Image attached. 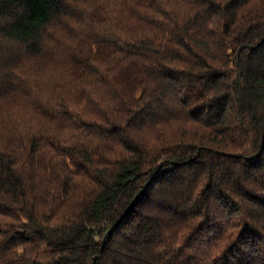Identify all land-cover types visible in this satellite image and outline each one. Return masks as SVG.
Returning <instances> with one entry per match:
<instances>
[{"label":"trees","instance_id":"trees-1","mask_svg":"<svg viewBox=\"0 0 264 264\" xmlns=\"http://www.w3.org/2000/svg\"><path fill=\"white\" fill-rule=\"evenodd\" d=\"M0 264H264V0H0Z\"/></svg>","mask_w":264,"mask_h":264},{"label":"rangeland","instance_id":"rangeland-1","mask_svg":"<svg viewBox=\"0 0 264 264\" xmlns=\"http://www.w3.org/2000/svg\"><path fill=\"white\" fill-rule=\"evenodd\" d=\"M75 15V13H72L71 9L69 10V13L67 14V17L65 19V25H67V27L69 29H72V22L75 21L74 19H76L77 17L73 18V16ZM73 18V19H72ZM81 19V17H79ZM80 23V21H78V24Z\"/></svg>","mask_w":264,"mask_h":264}]
</instances>
